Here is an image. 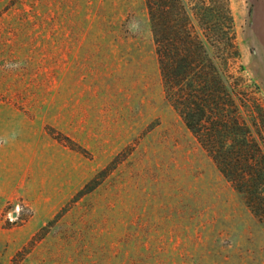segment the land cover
I'll return each mask as SVG.
<instances>
[{"label": "rangeland", "instance_id": "374dc122", "mask_svg": "<svg viewBox=\"0 0 264 264\" xmlns=\"http://www.w3.org/2000/svg\"><path fill=\"white\" fill-rule=\"evenodd\" d=\"M213 1L226 114L264 154V0H228L233 32ZM6 136L0 264H264V225L164 95L145 0H0Z\"/></svg>", "mask_w": 264, "mask_h": 264}, {"label": "trees", "instance_id": "16d2710c", "mask_svg": "<svg viewBox=\"0 0 264 264\" xmlns=\"http://www.w3.org/2000/svg\"><path fill=\"white\" fill-rule=\"evenodd\" d=\"M220 2L233 32L228 0ZM145 3L166 99L264 225V154L249 126L226 114L223 102L231 99L229 83L209 52L211 46L217 50L225 46L228 35L219 23L211 22V4L215 2L196 0L193 12L184 0ZM232 40L231 35L230 46L236 49ZM234 53L238 55L237 50Z\"/></svg>", "mask_w": 264, "mask_h": 264}, {"label": "clouds", "instance_id": "9594fccd", "mask_svg": "<svg viewBox=\"0 0 264 264\" xmlns=\"http://www.w3.org/2000/svg\"><path fill=\"white\" fill-rule=\"evenodd\" d=\"M13 139V136L0 137V143L7 144Z\"/></svg>", "mask_w": 264, "mask_h": 264}, {"label": "water", "instance_id": "95a60500", "mask_svg": "<svg viewBox=\"0 0 264 264\" xmlns=\"http://www.w3.org/2000/svg\"><path fill=\"white\" fill-rule=\"evenodd\" d=\"M13 216H15V213H13Z\"/></svg>", "mask_w": 264, "mask_h": 264}]
</instances>
